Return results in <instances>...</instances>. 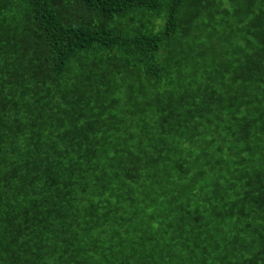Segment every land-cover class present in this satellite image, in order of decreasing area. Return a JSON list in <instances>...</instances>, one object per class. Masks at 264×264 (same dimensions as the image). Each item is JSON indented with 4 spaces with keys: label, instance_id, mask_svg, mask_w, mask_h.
I'll list each match as a JSON object with an SVG mask.
<instances>
[{
    "label": "trees",
    "instance_id": "16d2710c",
    "mask_svg": "<svg viewBox=\"0 0 264 264\" xmlns=\"http://www.w3.org/2000/svg\"><path fill=\"white\" fill-rule=\"evenodd\" d=\"M0 264H264V0H0Z\"/></svg>",
    "mask_w": 264,
    "mask_h": 264
}]
</instances>
